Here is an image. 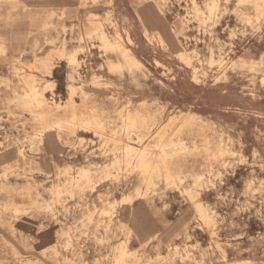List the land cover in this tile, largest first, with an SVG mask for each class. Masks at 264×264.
I'll list each match as a JSON object with an SVG mask.
<instances>
[{
  "label": "rangeland",
  "instance_id": "obj_1",
  "mask_svg": "<svg viewBox=\"0 0 264 264\" xmlns=\"http://www.w3.org/2000/svg\"><path fill=\"white\" fill-rule=\"evenodd\" d=\"M16 21L0 264H264V0H0Z\"/></svg>",
  "mask_w": 264,
  "mask_h": 264
},
{
  "label": "crops",
  "instance_id": "obj_2",
  "mask_svg": "<svg viewBox=\"0 0 264 264\" xmlns=\"http://www.w3.org/2000/svg\"><path fill=\"white\" fill-rule=\"evenodd\" d=\"M22 7L24 6L25 7V4L24 5H21ZM32 12V11H31ZM15 16H26L27 15V11H23V10H20L18 11L17 13L15 12L14 13ZM26 21H24L23 23H19L18 21L15 22V25L13 24H10L9 27H2L0 26V33L2 35L6 34L8 32V35H9V39L11 40L10 42L12 43V40H16L18 37H17V33L18 31H24V32H27V31H31L33 30L34 28H28L27 27V24L25 23ZM38 24H43V18L41 16V19L40 21L38 22V20L36 21ZM30 25H31V22H30ZM57 72V69L56 67H54L53 69V73L55 74Z\"/></svg>",
  "mask_w": 264,
  "mask_h": 264
}]
</instances>
